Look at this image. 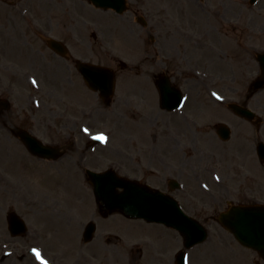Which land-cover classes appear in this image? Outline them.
<instances>
[{
	"label": "rangeland",
	"instance_id": "374dc122",
	"mask_svg": "<svg viewBox=\"0 0 264 264\" xmlns=\"http://www.w3.org/2000/svg\"><path fill=\"white\" fill-rule=\"evenodd\" d=\"M138 4L142 8L140 10L143 16L156 15L160 19L168 18V15H203L205 21L208 20L207 27L210 29H212L211 25L215 24L216 17L219 21L221 20V26L219 27L222 30V44L237 42L238 45L236 79L239 92L249 90V84L253 77H256L259 70L258 62L254 56L260 49L264 48V0H257L254 4H251V0H139V2L129 0L131 10L127 11L125 15H132L131 12L136 9ZM103 15H105V11L93 9L85 0H0V57L4 60L0 61V72L4 76L1 80L5 85L11 83L13 88V93L10 94L3 92L0 88V91H2L0 97L8 99L11 103L10 109L0 110V172L6 173L7 176V180L0 183V228H2L0 230L6 231L4 235L0 234V241H9L10 235L7 228H5L6 224L3 227V224L6 223V212L9 210L22 213L36 226L42 228L39 225L41 223L51 231L53 216L44 207L45 205H51V207L54 205L56 207L55 211L59 210L61 212L71 203L75 206V198L84 197L82 203H94V210L96 209L94 196L90 192L91 185L85 180L86 178L82 180L78 178L79 172L83 178L79 161L81 151H85L82 142L77 144L74 153L69 152L58 163H52L49 166L36 160L35 156L26 151L20 139L8 132V129L11 130L12 126L29 128L32 124V131L37 135H45L48 141L55 142L54 140L58 136L56 128L48 127L46 120H43L48 118L46 114L41 113L42 110H37L38 106L28 98L29 93L32 91V89H29L32 82L24 75V71L27 70L17 68L13 75L3 72L4 64L10 63L11 59L14 58V54L16 62L22 68L38 65L44 75L43 78L46 84L57 90L55 98L45 96L47 101L43 102V108L48 111L53 108L50 105L60 104L62 101L60 76L61 70L65 68L61 61L46 54H52L45 41L48 36H66L71 45L75 43L74 36L71 33H76L78 30V34L82 35L89 45H92V50L86 49L84 51L85 55H94L95 62L105 60L101 55L103 48L101 47L103 45L101 38H104L109 46L112 43L111 47L114 48L117 56L115 60L110 59V62L105 64L116 69V74L119 76L117 85L121 87L127 86L126 83L129 77H140L138 72L143 64L147 66V71L142 69L150 76L156 70H166L167 66L169 68L172 66L174 70L178 69L177 73H173L178 81L182 79L178 75L183 77L190 74L184 61L172 59L173 55L167 56L170 51L168 47H165L163 51L160 50L161 54L158 56V61H155L156 51L151 42L148 41L147 28L141 27L140 36L145 37L144 47L136 46L134 40L137 36L136 32L140 30L139 27L133 25L123 31V29H120L123 26H119L112 33V28H105V25H108L107 23H110L111 19L105 22ZM93 31L98 33L96 37L93 36ZM230 36L234 39L231 40ZM176 39L174 37L171 42L175 45L172 46L174 52L181 45V43L176 42ZM167 41L170 40L167 39ZM168 45L171 48L170 43ZM39 49L46 51V53ZM204 53L207 58L212 59L215 57L219 61L214 67V72L218 75L219 80L225 75L227 82L231 85L235 77L227 69L229 68L228 60L222 58L219 54L215 56L212 49H205ZM121 60L126 61L125 63L128 64L127 69H121ZM209 66L212 67L211 64ZM171 71L173 72L172 69ZM220 85L222 86L224 83ZM68 86L71 89V97H69L71 103L78 104L90 99L88 92L81 83L69 80ZM231 88L233 89V87ZM152 91L148 87L143 96L149 94L148 96L152 98L153 94L151 93L154 92ZM118 92L115 94L111 106L109 105L110 107L106 103L104 104V101L96 93L92 96L95 128L96 130L99 128L106 131L108 133L107 138H109L107 146L104 144L97 146L94 158L90 159L91 162L89 161L92 167L99 170L108 168L111 161L120 158L118 153L120 146L125 144L129 147L132 146V138L127 133L133 134L138 143L141 142L142 138H148L151 134L150 128H147L152 122L150 120L153 107V104H150L151 99L138 102V100L125 98L122 95V89ZM128 102L131 106L139 105L136 113L126 106ZM109 110L115 112L111 114ZM123 113L126 114V117L122 115ZM140 116L144 120H140V123L136 124L134 120ZM102 122H105V125H102ZM59 124H61L60 121ZM69 125L70 122L62 125L63 131L60 132V137L63 139L68 135L66 131L69 130ZM124 134L126 135L123 138ZM75 136L74 134V139H77ZM73 145L75 144L73 143ZM250 151L252 152L251 148ZM251 165L252 163L248 162V168ZM252 177L254 179L258 178V174H253ZM259 178L264 183L260 175ZM230 179L232 177L228 178V180ZM20 195L30 200L22 199ZM216 207L220 211L223 205H217ZM82 210L83 217H86L89 214L86 211V206H83ZM61 213L63 214L62 217L64 215L71 217L72 215L71 218H74L72 212L70 214ZM122 220L121 217H117L112 222L114 225H118ZM210 226L211 235L216 237V241L213 240L214 242L212 241L207 246H201L192 252L191 258H193L192 261L195 264H255L257 262L258 258L255 252L243 247L220 224L215 221L211 222ZM111 228L114 227L111 226ZM165 233L166 230L160 232L159 241L155 242L154 249L144 247L143 251L140 252V257L136 261H131L130 264H173L171 262L173 255L182 246L181 240L180 242L176 240L180 238V234L175 231L172 234L174 238L171 237L174 242L168 243L167 241L166 243L169 235ZM127 235L134 236L132 233H127ZM42 240L45 247L51 246V244L54 245V251L64 249L44 237ZM28 241L23 236L17 237L15 240L18 245H27ZM218 242L222 244L219 245ZM74 248H77L76 245H74ZM259 264H264V262Z\"/></svg>",
	"mask_w": 264,
	"mask_h": 264
},
{
	"label": "flooded vegetation",
	"instance_id": "af4514ba",
	"mask_svg": "<svg viewBox=\"0 0 264 264\" xmlns=\"http://www.w3.org/2000/svg\"><path fill=\"white\" fill-rule=\"evenodd\" d=\"M111 22L108 23V27L112 28L111 32L116 27H126V21H124L123 15H110ZM153 35H167V39L173 41L174 33L176 31L181 32V38L177 40L190 42L192 39H196L191 44H185L183 46L182 59L189 65L195 63L198 67H203L205 60V33L209 30L205 28V18L201 15H188L186 21H181V28L176 29L174 22L166 23V27H161L159 20L153 19ZM218 30V29H216ZM165 31V33H162ZM113 33V32H112ZM165 39V40H167ZM163 47H167V44L163 43ZM193 82L189 81L185 77L181 82H187L188 88L193 89L189 91V102L186 107L179 112L175 110L169 111L160 108L156 121L159 120V124L156 123V129L151 135V142L147 145L140 144L138 147L137 160L129 162L124 160L122 162L124 174L128 175V172H134L137 179L143 180L150 185L160 188L166 191H172L174 184L172 179L176 178L181 182V187L176 190L179 191L178 195L181 196L183 201L187 204V208L192 211L197 218L204 222H210L213 219V212L216 211V204L222 205L226 202L229 196L236 197L237 191L224 192L222 190L223 179L233 178L236 179L239 175L246 177L244 170L251 172L249 176L251 183L248 187L243 188L241 197L237 196V200L254 201L255 199L264 200V183L260 181L259 175L264 181V162H262L256 154V146L260 140H264V95L258 97V92L250 91L246 93L247 99L241 101L243 105L251 106L252 110L258 114L252 121H247L244 117L237 115L236 113L225 112L223 109H219L215 119L212 114L208 112L207 106H213L218 104L219 101H212L216 97L210 91L199 90L200 83L203 81L194 76ZM154 83L157 84L159 77L153 78ZM152 80H148L147 77L128 82L129 85L126 88L132 90H138V94L145 93L147 88L152 89ZM173 79V76H172ZM142 89L140 90V88ZM136 93V94H137ZM237 94L236 92H231ZM221 94L228 95L226 92ZM229 103V102H228ZM227 103V105H228ZM220 113V114H219ZM219 122L228 123L231 128V139L234 136V140L231 142L225 141L220 133L216 129V125ZM243 122H247L246 124ZM62 124L58 125L59 130ZM71 126V125H69ZM90 126L92 123L90 122ZM72 129L77 128L74 124ZM252 149V152L250 151ZM257 155V154H256ZM248 162L252 163L248 168ZM257 164L258 171L255 173L253 165ZM263 173H260V171ZM234 171V173H233ZM214 173H219L222 181L215 187L214 192H210L208 195L201 189V182L203 179ZM245 173V174H244ZM253 174H258V178L254 179ZM235 183V184H236ZM251 198V199H250ZM253 199V200H252ZM213 209L210 213L209 210ZM86 223L88 221L66 220L65 223L60 226L54 225L51 227V231L39 224L42 228L36 226V232L40 231L39 236L36 232L27 236L30 230H27L25 240L36 242L38 247L43 250V255L47 257L51 264H111V254L118 255L125 259L123 250H116L112 253L108 251L110 244L105 241L104 223L100 222L103 226H97V233L92 240H86L84 236ZM43 229V230H42ZM65 229V231L63 230ZM44 232V233H43ZM61 242H68L74 245L69 250L51 251L53 245L46 246L42 238ZM99 238L98 241L94 240ZM16 240V239H14ZM110 241V238H108ZM120 239L118 243H120ZM50 244V243H49ZM124 249V248H123ZM198 256V255H197ZM196 257V256H192ZM193 260V258H191ZM120 262V258H116ZM191 260V261H192ZM173 264H176L175 257H173ZM0 264H40L37 262L35 255L31 251L20 252L16 256L10 254L1 257ZM192 264H195L193 261Z\"/></svg>",
	"mask_w": 264,
	"mask_h": 264
},
{
	"label": "water",
	"instance_id": "95a60500",
	"mask_svg": "<svg viewBox=\"0 0 264 264\" xmlns=\"http://www.w3.org/2000/svg\"><path fill=\"white\" fill-rule=\"evenodd\" d=\"M101 3H106L104 0H100ZM109 1V0H108ZM98 2V1H97ZM99 3V2H98ZM110 4H113L112 1H109ZM106 5V4H101ZM122 7L124 9V0L122 2ZM122 9V10H123ZM259 60L261 61V67L264 72V57L259 56ZM99 70H103V72L107 71L103 68H97ZM264 78V77H263ZM257 84H261L259 81ZM94 184V191L98 202L102 203V206H108L109 204V196L111 198L110 201L117 202L119 205L109 206V212L114 210H120L125 212L126 214L136 213L148 215L151 219L161 220L167 223H173L176 227L181 230L184 235L188 234L189 226L185 222V216L182 215V212L176 205V202L170 198L163 197L156 193L148 192L150 191L147 187L148 191H144L143 193L138 188L140 186L137 183H127L118 178V176L114 172L110 173H90V180ZM130 184L133 187H130L127 192L120 193L116 190L117 186ZM156 194V195H155ZM108 196V197H107ZM144 205V207H143ZM136 216V215H132ZM181 217V218H180ZM179 218V219H178ZM230 217L226 219V224H228L230 229H232L237 237H240L243 243L252 245L253 247L259 249V251L264 254V222L251 220L250 216L247 218H242L240 222H238L235 228L230 227L231 221H229ZM198 224V223H197ZM204 232V231H203ZM260 236H263L262 240Z\"/></svg>",
	"mask_w": 264,
	"mask_h": 264
},
{
	"label": "snow or ice",
	"instance_id": "6c2138e0",
	"mask_svg": "<svg viewBox=\"0 0 264 264\" xmlns=\"http://www.w3.org/2000/svg\"><path fill=\"white\" fill-rule=\"evenodd\" d=\"M33 83H35V81H33ZM213 95H215V93H213ZM85 131H87V129H85ZM93 139L99 140L101 142H106L107 141V137L104 136L103 134H100L98 136H94ZM33 252L37 256V258L40 257V253L36 249H33ZM45 264H46V262H45Z\"/></svg>",
	"mask_w": 264,
	"mask_h": 264
},
{
	"label": "bare ground",
	"instance_id": "6f19581e",
	"mask_svg": "<svg viewBox=\"0 0 264 264\" xmlns=\"http://www.w3.org/2000/svg\"><path fill=\"white\" fill-rule=\"evenodd\" d=\"M59 219H62V218H59ZM59 225V224H58ZM61 227V225H59ZM65 231V229H63Z\"/></svg>",
	"mask_w": 264,
	"mask_h": 264
}]
</instances>
